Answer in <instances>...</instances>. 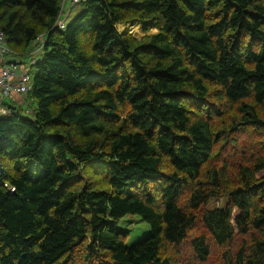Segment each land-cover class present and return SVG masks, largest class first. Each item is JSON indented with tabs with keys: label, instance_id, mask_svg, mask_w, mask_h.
<instances>
[{
	"label": "trees",
	"instance_id": "16d2710c",
	"mask_svg": "<svg viewBox=\"0 0 264 264\" xmlns=\"http://www.w3.org/2000/svg\"><path fill=\"white\" fill-rule=\"evenodd\" d=\"M60 4L0 0L11 50L46 37L0 116V264H264V0Z\"/></svg>",
	"mask_w": 264,
	"mask_h": 264
},
{
	"label": "built area",
	"instance_id": "2783aa9c",
	"mask_svg": "<svg viewBox=\"0 0 264 264\" xmlns=\"http://www.w3.org/2000/svg\"><path fill=\"white\" fill-rule=\"evenodd\" d=\"M87 1L61 0L60 10L53 26L59 30H64L66 27L65 19L70 7ZM65 7H67L66 11L64 10ZM45 38L44 34L38 35L33 42L35 48L26 52V55H22L8 47L4 33L0 30V116L18 112L15 106L3 104L6 103V99H11L13 96L26 97V100L28 99V94L32 89L30 68L36 60V55H39L41 52ZM21 59H24V61ZM28 100L32 102L31 98ZM20 108L26 115H29L33 109V107L28 108L26 104Z\"/></svg>",
	"mask_w": 264,
	"mask_h": 264
},
{
	"label": "rangeland",
	"instance_id": "374dc122",
	"mask_svg": "<svg viewBox=\"0 0 264 264\" xmlns=\"http://www.w3.org/2000/svg\"><path fill=\"white\" fill-rule=\"evenodd\" d=\"M66 8H64V10L66 11ZM85 8V3H78L75 4L73 6L70 7V10L67 12V16L65 19V24L67 25L69 22H71L83 9ZM129 25V24H128ZM138 26V31L132 33H129L127 31V33L134 35L136 38H140L141 36L145 35V34H150V33H154L156 32V29H150L146 32L143 33V30L140 26V24H136ZM116 28L119 31L120 30L117 26ZM41 56V53H39V55H36V59ZM35 69L34 67L30 68V74L31 76L34 74ZM8 102L10 103L11 106H13L14 102H11L10 99H6V103H3L4 105L8 104ZM25 104L27 105V107L31 108L34 106V104L32 102H30L28 99L26 100ZM17 107V106H16ZM226 200L223 198H213L210 199L208 202V207L212 208L214 206L220 207L223 206L225 204ZM120 226L123 227V229L129 231L128 232V239L126 241V244L130 245L133 242L137 241L138 239L144 237L148 232H149V226L148 224H146L144 221H142L141 219H139L137 216L135 215H126L125 217H123L120 220ZM188 257H184L182 254L179 255L178 258V263L177 264H189L188 263ZM202 264H221L219 262V255H218V251H212L211 256L209 258V260L206 263H202Z\"/></svg>",
	"mask_w": 264,
	"mask_h": 264
},
{
	"label": "crops",
	"instance_id": "0c3cea01",
	"mask_svg": "<svg viewBox=\"0 0 264 264\" xmlns=\"http://www.w3.org/2000/svg\"><path fill=\"white\" fill-rule=\"evenodd\" d=\"M22 61H24V59H21ZM11 102H14L13 106H20V107H23L25 102H26V97H18V96H13L11 99H10ZM24 101V102H23ZM8 104H10L8 102Z\"/></svg>",
	"mask_w": 264,
	"mask_h": 264
},
{
	"label": "bare ground",
	"instance_id": "6f19581e",
	"mask_svg": "<svg viewBox=\"0 0 264 264\" xmlns=\"http://www.w3.org/2000/svg\"><path fill=\"white\" fill-rule=\"evenodd\" d=\"M117 27L120 30H124V31H128L129 33H134L138 31V26L137 25H122V24H118Z\"/></svg>",
	"mask_w": 264,
	"mask_h": 264
},
{
	"label": "water",
	"instance_id": "95a60500",
	"mask_svg": "<svg viewBox=\"0 0 264 264\" xmlns=\"http://www.w3.org/2000/svg\"><path fill=\"white\" fill-rule=\"evenodd\" d=\"M121 32H127V31H124V30H122ZM264 182V180L262 181V183Z\"/></svg>",
	"mask_w": 264,
	"mask_h": 264
}]
</instances>
